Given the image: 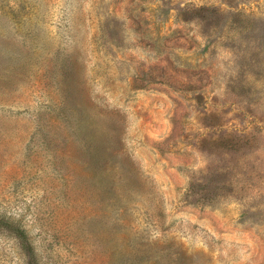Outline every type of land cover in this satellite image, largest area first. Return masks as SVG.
<instances>
[{
    "label": "rangeland",
    "instance_id": "rangeland-1",
    "mask_svg": "<svg viewBox=\"0 0 264 264\" xmlns=\"http://www.w3.org/2000/svg\"><path fill=\"white\" fill-rule=\"evenodd\" d=\"M0 264H264V0H0Z\"/></svg>",
    "mask_w": 264,
    "mask_h": 264
}]
</instances>
